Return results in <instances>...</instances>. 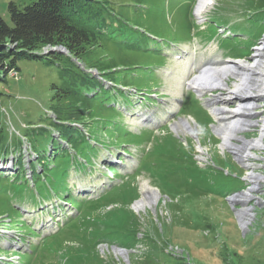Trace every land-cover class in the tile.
Instances as JSON below:
<instances>
[{
    "label": "rangeland",
    "instance_id": "374dc122",
    "mask_svg": "<svg viewBox=\"0 0 264 264\" xmlns=\"http://www.w3.org/2000/svg\"><path fill=\"white\" fill-rule=\"evenodd\" d=\"M10 1L22 8L28 0H0V15L11 24ZM103 1L107 6L100 8V12L107 19L106 27L109 24L116 27L113 32L117 36L116 41L130 40L132 36L140 38L143 32L154 38L160 36L159 42L163 40L169 45L163 48L168 60L164 59L162 62L165 65L158 66L157 59L164 55L153 53L150 49L146 53L126 51L108 42L87 47L90 49L86 48L83 60L88 63L85 65L75 59L77 64L90 67L82 69L92 72L97 78L102 76L96 67L109 62L118 65L113 74L117 86L102 80L107 91L98 87V92L92 93L95 96L81 105L85 109L82 113L85 122L74 125L80 126L86 136L80 138L83 130L79 129V133L75 132L74 137L68 140L67 146L63 144L67 141L60 139L55 132H62L63 128L54 122L58 103L53 100L63 85V68L72 66L74 62L73 59L67 60V50L43 47L41 51L44 54L58 49L66 57L62 56L50 65L36 60L19 61L17 75L10 73L5 81H0V123L4 128L0 150L7 149L0 154H10L14 148L18 154L24 151L21 150L22 136L16 132L19 131L29 140L34 151L45 159L43 163L37 154L26 157L24 152V159L32 160V170H36L33 179L27 176V163L24 161H20L21 171L14 180L0 172V261H4L0 264H30L29 251L5 246L9 241L10 245H15L18 231L25 233H21V237L38 234L34 226L40 234L37 238H30L29 244L38 243L41 236L54 234L69 216L77 213L56 194L66 193L81 200L88 195H100L103 191H107L108 197L102 200L107 197L109 202L101 201L105 204H100L91 213L95 218L100 217L101 222L89 219L84 225L85 230L77 237L65 234L67 238L64 242L61 240L65 236L63 232L50 239L62 242L57 243L58 251L55 252L65 261L64 264H264V180L256 187L255 194L259 199L254 198L248 203L251 208L253 206L254 216L245 228L238 214L244 204L231 200L234 194L243 192L253 182L254 179L247 176L249 168L264 174V148L251 149L258 156L249 159L253 163L249 166L230 144V147L222 146L224 140L217 135L216 120L201 100L190 95L183 100V111L187 115L177 112L183 91L189 89V80L198 74L204 62L225 65L219 61L226 58L233 62L235 58L253 59L256 48L264 43V0H215L204 16L197 15L199 0ZM192 7V12H196L201 21V27L186 18ZM225 27L231 33L230 38L217 33ZM194 36L202 44L198 40L179 41L193 40ZM213 40L217 43L220 56L217 47L210 50V41ZM180 48L187 54L177 61L173 55L181 52ZM193 54L197 55V60L191 68L189 64ZM123 61L137 68L121 67ZM236 79L229 76L230 86H234ZM138 89H145L148 96ZM220 93L228 102H233L219 101L211 105L237 107L240 95L229 93L226 89L207 93L206 97L211 98L209 104ZM152 99L158 103L153 105ZM255 100V115L247 117L262 123L264 94ZM145 113L157 114V119L162 122L154 133L138 123ZM9 119L15 131L7 124ZM182 119L194 121L190 122L198 127L197 132L190 133L187 129V133L179 132L176 121ZM24 124L28 127H23ZM165 124H168L167 127L161 129ZM124 128L129 132L126 133ZM261 130V127L245 126L237 129V134L251 140L257 138ZM116 141L127 142V145L113 144ZM136 141H142L138 144L141 150L135 145ZM233 141L242 142L240 138ZM154 145L184 157V162L179 160L177 164H172L167 157L154 161L155 155L146 153V150H153ZM52 148L57 154L51 160L47 153ZM125 150L131 155L128 156ZM204 151L205 158L200 160L199 156ZM140 155L141 164L154 162V166L148 173L133 175ZM10 156L6 157L7 161L11 167H17L19 162L14 156L11 160ZM90 156L92 164L86 163L84 168V158L90 160ZM116 161H121L122 165L119 166ZM110 166L119 168L123 177L109 173ZM41 167H44L43 173L37 171ZM180 168L183 171L190 168L194 171L193 175L182 173ZM28 171L31 172V168ZM188 177L190 180H184ZM147 181L157 188V200L136 208V202L144 198L142 184ZM39 199L46 200V205H40ZM110 200L114 203L110 204ZM16 206L29 209V214ZM25 215L29 220L34 215L33 226ZM72 234L74 236V232ZM94 238H103L104 241L96 242ZM27 246L28 243L24 247ZM90 246L96 249L90 251ZM117 246H125L127 253H120ZM48 250L51 248L48 247ZM63 260L47 256L42 264H60Z\"/></svg>",
    "mask_w": 264,
    "mask_h": 264
},
{
    "label": "trees",
    "instance_id": "16d2710c",
    "mask_svg": "<svg viewBox=\"0 0 264 264\" xmlns=\"http://www.w3.org/2000/svg\"><path fill=\"white\" fill-rule=\"evenodd\" d=\"M106 6L107 4L103 0H28V4L21 8L18 3L10 1L9 12L11 14V24L0 15V81H5L7 75L10 73L17 75L19 61L36 60L50 65L56 63L62 56H65L61 54L64 52L57 51L58 49L50 50L48 54H44L41 50L46 46L64 48L69 53L67 60L71 61V59H73L74 61L72 66L63 68V85L60 87L57 94L53 96V100L58 103L54 122L63 128L62 132H55H58L62 140L65 139L68 141L72 139L75 132L77 133L80 131L79 129H82L80 126L78 128L74 125L85 122L82 118V113L85 109H83L81 105L85 104L86 100L90 99V97L95 96L92 93L94 91L97 93L98 87L100 89L105 88V85L102 84V80L110 81L113 85L117 86L116 78L113 74L114 70L119 67L118 65H113L109 62L108 65L104 64L100 67H96L102 78H97L92 72L82 69L83 66L88 63L86 60H83L85 59L83 54L86 52V48L108 42L113 43L115 47L119 49L146 53L155 41V39L144 32L141 33L140 38L132 36L130 40L124 39L116 41L117 36L113 34L116 27L111 26V24L106 27L108 24L107 19L100 12V8L105 9ZM157 47H161V43L158 44ZM89 49L90 48H87V50ZM75 59L85 65H78V61L76 62ZM162 60L163 57L157 59V61ZM123 63L124 65L121 67L137 68L127 61L121 62V65ZM86 67L87 69L90 68L88 66ZM125 82L128 84L127 79ZM122 86L126 87L125 85ZM10 121L9 119L7 124L9 127H13ZM24 126L28 127L26 124H24L23 127ZM16 132L19 133L20 136L25 137L21 135L19 131ZM11 135H13L12 131ZM85 136L86 134L83 130L82 135L79 137L83 138ZM3 139L4 128L0 123V143ZM126 139H128V137ZM123 143L127 142L122 141V144ZM4 150L7 151L6 147L3 151ZM157 151L160 154H162V152L168 153L160 147L157 148ZM12 152H17V149L14 148ZM54 152L52 156L47 155L50 157L49 159L55 158L57 153L56 151ZM39 157L42 158L41 155H39ZM43 160L45 159L42 158V161ZM18 161H23V156L18 158ZM43 172L44 169L42 173ZM187 172H189V170ZM64 199H68V196H64ZM105 203L107 204L108 201ZM105 203H101V199L88 201L85 202L87 207L83 210L80 207V203L73 200L71 204L80 208L78 209V215L71 217L67 224L70 232H74L77 237L81 231L86 229L84 225L86 222H89V219L95 222L97 220L101 222L102 220H99L101 219L100 217L95 218L96 216L91 213L94 212L100 204ZM65 238H67L66 235L61 239L62 242L65 241ZM62 242L58 240L54 242L48 240L42 243L36 250L37 258L35 264H39V261L40 264H42L47 256L53 260L57 257L59 260H63L61 256L57 255L55 252V250H57L56 246H58L57 243L59 244ZM48 247H50L51 250H48ZM89 249L93 251L96 248L90 246ZM60 264L63 263L60 262Z\"/></svg>",
    "mask_w": 264,
    "mask_h": 264
},
{
    "label": "bare ground",
    "instance_id": "6f19581e",
    "mask_svg": "<svg viewBox=\"0 0 264 264\" xmlns=\"http://www.w3.org/2000/svg\"><path fill=\"white\" fill-rule=\"evenodd\" d=\"M214 2L215 0H199L196 7L197 15L204 16L205 12L212 4H214ZM254 52L255 55L250 61L240 60L238 58L235 60L236 62L230 61L231 63H225V65H219L216 63L206 64L201 67L198 74L189 80L190 83H187L188 87L190 85L189 88L194 89L201 95L207 92L211 93L216 89H226L229 93L240 95V100L238 101L236 108H232L227 106V104H224L222 106L211 105L210 110L216 120L217 126H214H216V132L218 131L217 135L222 137L224 140L222 146L226 148L230 147V144L232 148L237 153H239V155H241L242 160L249 166L253 164L251 160L249 161V159L258 156V154L252 152L251 149L264 148V117H262V123H259L258 119L252 120L248 119L249 117H247L250 114L255 115V98L257 99L259 96L264 94V43L257 47ZM190 72L191 71H189V73ZM229 76H235L237 78L233 87L230 86L227 80ZM229 93L227 95H229ZM220 94L221 95L217 94L214 96V100L211 104L217 103L219 101L226 103L228 99L223 97V93ZM232 102L233 101L229 100L228 103ZM190 121L192 120L182 119L181 121H176V127L179 132L181 131L185 133L187 129V131L190 133H196L198 127L193 126ZM192 122L194 123V121ZM245 126L261 127L262 130L260 135L257 138L248 140L245 137L237 134V129L245 128ZM234 138H240L242 142L235 143L233 141ZM203 154H205V151L199 156L200 160L205 158ZM247 176L249 178H253V182L250 183L246 190L236 193L231 197V200L235 201V203L244 204L243 208L238 210L240 222L244 228L251 221L252 216H254L253 206L251 208L248 203L252 200H255L254 198L258 197V195L255 194L257 191L256 187H258V185L260 186L262 180H264V174L252 171L250 168L248 169ZM246 179L249 180L248 178ZM142 189L144 198L143 200L136 202V208L144 206L145 204L153 203L155 200H157L156 197L158 195V190L157 188H154L150 182H144L142 184ZM248 215L251 216L248 217ZM120 253L126 254L127 251L121 250Z\"/></svg>",
    "mask_w": 264,
    "mask_h": 264
}]
</instances>
